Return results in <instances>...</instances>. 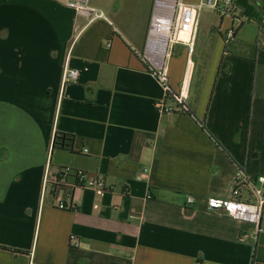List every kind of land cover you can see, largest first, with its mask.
Masks as SVG:
<instances>
[{"label":"crops","instance_id":"1","mask_svg":"<svg viewBox=\"0 0 264 264\" xmlns=\"http://www.w3.org/2000/svg\"><path fill=\"white\" fill-rule=\"evenodd\" d=\"M153 3L100 7L111 24L61 0H0V264H264V232L209 204L233 199L239 169L264 176V34L222 32L197 77L196 44L180 45L170 86L197 118L164 112L173 98L138 55ZM66 62L79 76L63 86ZM62 133L71 151L53 149ZM64 168L108 189L58 185Z\"/></svg>","mask_w":264,"mask_h":264},{"label":"built area","instance_id":"2","mask_svg":"<svg viewBox=\"0 0 264 264\" xmlns=\"http://www.w3.org/2000/svg\"><path fill=\"white\" fill-rule=\"evenodd\" d=\"M64 5L74 9L77 13L86 16L89 23L97 19H105L112 24L105 11L91 4V0H61ZM204 7L214 8L222 17L230 16L234 9L233 0H202L200 3H188L184 0H154L151 19L147 32L146 43L139 57L143 61L148 72L152 73L162 85L167 98H173L174 106L165 107L164 112H188L185 95L177 94L170 86L169 67L176 45H183L192 54L195 49L199 32L200 12ZM235 37V29L227 31L226 40L231 41ZM108 46H111L109 43ZM79 71L71 68L68 62L64 65L62 85L77 81ZM85 151H88L87 149ZM75 177L72 186L82 185L103 194L108 189L106 181L101 177L91 176L82 169L65 168L61 175L56 177V184H67V176ZM45 177V185L48 182ZM252 187L254 200H242V188L244 185ZM211 208H223L233 218L253 223L256 225V235L264 232L262 219L264 213V176L251 179L242 170L235 175L233 199L226 201L213 198L209 201ZM61 209H70L72 204H67L61 198L57 205ZM97 207V206H96ZM75 239L73 236L71 237ZM75 241V240H74Z\"/></svg>","mask_w":264,"mask_h":264},{"label":"rangeland","instance_id":"3","mask_svg":"<svg viewBox=\"0 0 264 264\" xmlns=\"http://www.w3.org/2000/svg\"><path fill=\"white\" fill-rule=\"evenodd\" d=\"M145 1L146 0H91V4L93 6H99L102 8L109 7L111 4L118 5L117 3H126L128 5H134L135 7H137L139 3H144ZM201 1L202 0H198V2ZM250 1L258 7L261 6V14L264 15V0ZM136 9L137 8H134V10ZM231 12L232 13L230 14V16H226L227 18L222 21L221 15L214 8H202L200 12L199 32L196 40V50L192 57L196 62V77L197 75H199V73L202 72L203 67L207 63L209 54L214 47V43L216 40L215 37H217L222 32L224 34H227L228 30L234 28L235 30H239V38L244 40H250L257 32H261L264 34V20L261 23L256 20H252L244 16L239 8H235ZM231 17L233 18V21ZM182 50V46L176 45L174 53V62L176 64H180L184 59Z\"/></svg>","mask_w":264,"mask_h":264},{"label":"trees","instance_id":"4","mask_svg":"<svg viewBox=\"0 0 264 264\" xmlns=\"http://www.w3.org/2000/svg\"><path fill=\"white\" fill-rule=\"evenodd\" d=\"M233 6H234V9L239 8L241 10V13L244 16L252 20H256L259 23H261L264 20V15L261 14V11H262V9H260L261 6L258 7L257 5L251 3L250 0H233ZM228 43H230V41L226 40V44ZM186 113H189L193 115L194 117H196L195 113L190 107H189V111ZM199 122L203 126V128L207 130L205 122L203 120L202 121L199 120ZM73 142H74V137L72 135H68L65 133L56 134L54 137V141H53V149H64V150L71 151L73 148ZM218 148H219L218 152L220 154L222 149L219 146V144H218Z\"/></svg>","mask_w":264,"mask_h":264}]
</instances>
